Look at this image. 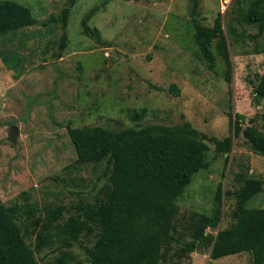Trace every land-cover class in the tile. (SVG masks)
<instances>
[{
  "label": "rangeland",
  "instance_id": "obj_1",
  "mask_svg": "<svg viewBox=\"0 0 264 264\" xmlns=\"http://www.w3.org/2000/svg\"><path fill=\"white\" fill-rule=\"evenodd\" d=\"M16 1L38 23L0 39V197L21 206L19 223L39 264H61L64 251L74 256L65 264H89L97 231L81 233L68 247L64 225L86 203L104 199L110 185L107 160L78 162L70 127L118 131L185 121L208 137L232 136L234 144L218 153L208 140V165L174 198L179 212L163 249L166 263L252 264L251 252L212 259L205 241L184 249L194 216H219L208 234L233 226L244 179L264 180V154L230 124V113L239 112L243 126L263 128L264 97L256 86L264 71V31L245 18L264 0H233L225 13L219 0ZM218 17L222 32L211 38V66L199 41ZM14 124L20 129L15 144L9 140ZM246 206L264 207V192ZM48 217L53 225L38 247L39 222Z\"/></svg>",
  "mask_w": 264,
  "mask_h": 264
},
{
  "label": "trees",
  "instance_id": "obj_2",
  "mask_svg": "<svg viewBox=\"0 0 264 264\" xmlns=\"http://www.w3.org/2000/svg\"><path fill=\"white\" fill-rule=\"evenodd\" d=\"M245 22L258 25L259 31H264V5L257 1L248 11ZM37 23L30 7L16 0H0V39ZM220 32L222 25L218 17L215 27L205 30L206 38L199 41L200 50L211 66L215 64L211 38ZM3 59L11 65L7 58L3 56ZM256 92L264 97V71ZM244 120V114L230 113V124L236 134L243 133L252 149L264 154V121L260 130L253 125L243 126ZM68 132L78 162L107 160L111 165L105 198L86 203L80 214L71 215L64 225L68 247L81 233L97 231V240L88 252L89 264H167L163 249L175 230L179 212L174 198L197 170L208 165V140L215 142L218 153L231 152L234 144L232 136L208 137L188 121L118 131L101 125L70 127ZM262 192L263 179L245 178L238 194L239 215L235 224L208 234L207 229L218 228L219 216H194L193 239L186 243L184 250L193 251L199 241H205L212 259L251 252L252 264H264V207L246 206ZM20 208L18 204L6 205L0 197V264H39L19 223ZM52 221L48 217L39 222L42 230L37 234L38 247L44 244ZM73 257L64 251L61 264Z\"/></svg>",
  "mask_w": 264,
  "mask_h": 264
},
{
  "label": "water",
  "instance_id": "obj_3",
  "mask_svg": "<svg viewBox=\"0 0 264 264\" xmlns=\"http://www.w3.org/2000/svg\"><path fill=\"white\" fill-rule=\"evenodd\" d=\"M20 135V129L17 125H11L10 127V132H9V140L12 142V143H16L17 142V137ZM200 247V242H198L197 244V248L199 249Z\"/></svg>",
  "mask_w": 264,
  "mask_h": 264
},
{
  "label": "built area",
  "instance_id": "obj_4",
  "mask_svg": "<svg viewBox=\"0 0 264 264\" xmlns=\"http://www.w3.org/2000/svg\"><path fill=\"white\" fill-rule=\"evenodd\" d=\"M233 0H219V11L225 13Z\"/></svg>",
  "mask_w": 264,
  "mask_h": 264
}]
</instances>
